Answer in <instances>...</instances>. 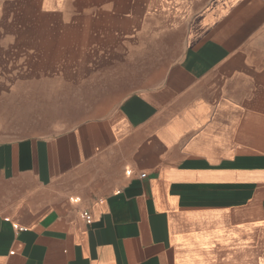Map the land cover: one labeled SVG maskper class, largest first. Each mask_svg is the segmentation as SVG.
Here are the masks:
<instances>
[{"label": "crops", "instance_id": "1", "mask_svg": "<svg viewBox=\"0 0 264 264\" xmlns=\"http://www.w3.org/2000/svg\"><path fill=\"white\" fill-rule=\"evenodd\" d=\"M10 51L65 112L0 137V264H264V0H0Z\"/></svg>", "mask_w": 264, "mask_h": 264}, {"label": "rangeland", "instance_id": "2", "mask_svg": "<svg viewBox=\"0 0 264 264\" xmlns=\"http://www.w3.org/2000/svg\"><path fill=\"white\" fill-rule=\"evenodd\" d=\"M9 17L5 22L4 34L27 37L28 21L33 19V14L21 8L18 13L10 14ZM50 18L51 14H35V21L41 23L40 28L36 30V36H44L43 22ZM52 18H54L53 14ZM11 47L5 46V49ZM23 58L27 59L26 56ZM15 59L16 55L11 51L5 52L4 56L0 57V78L5 80V87L0 91V137L43 130L50 121L65 112L63 109L53 107L57 104L55 97L60 94L48 91L49 87L46 84L49 78H45L44 75L35 76V83L33 78L31 82H27L25 77L21 78L25 81H20L13 89L8 86L12 83L10 74L13 67L15 68Z\"/></svg>", "mask_w": 264, "mask_h": 264}, {"label": "built area", "instance_id": "3", "mask_svg": "<svg viewBox=\"0 0 264 264\" xmlns=\"http://www.w3.org/2000/svg\"><path fill=\"white\" fill-rule=\"evenodd\" d=\"M141 177H144L145 176V173H141L140 174ZM82 216L84 217V219L89 222L90 221V215H89V212L87 210H84L82 211Z\"/></svg>", "mask_w": 264, "mask_h": 264}]
</instances>
